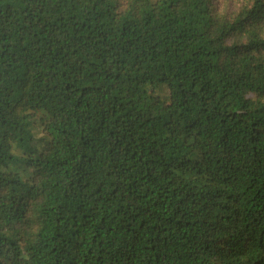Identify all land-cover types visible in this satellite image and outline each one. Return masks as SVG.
Masks as SVG:
<instances>
[{
  "label": "trees",
  "instance_id": "1",
  "mask_svg": "<svg viewBox=\"0 0 264 264\" xmlns=\"http://www.w3.org/2000/svg\"><path fill=\"white\" fill-rule=\"evenodd\" d=\"M0 264H264V0H0Z\"/></svg>",
  "mask_w": 264,
  "mask_h": 264
},
{
  "label": "rangeland",
  "instance_id": "2",
  "mask_svg": "<svg viewBox=\"0 0 264 264\" xmlns=\"http://www.w3.org/2000/svg\"><path fill=\"white\" fill-rule=\"evenodd\" d=\"M32 135L35 138L34 141L36 144H40L41 146L45 145V141H43V139H41L42 134H41V129H40L39 125L32 127ZM19 172H20V174H22L23 178L25 179V178H29L30 176H32L33 169L28 168L26 173L25 172L23 173V171H19Z\"/></svg>",
  "mask_w": 264,
  "mask_h": 264
}]
</instances>
